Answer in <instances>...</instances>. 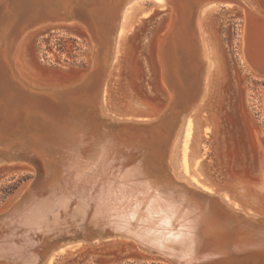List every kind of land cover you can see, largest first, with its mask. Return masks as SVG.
Returning a JSON list of instances; mask_svg holds the SVG:
<instances>
[{
    "label": "bare ground",
    "instance_id": "bare-ground-1",
    "mask_svg": "<svg viewBox=\"0 0 264 264\" xmlns=\"http://www.w3.org/2000/svg\"><path fill=\"white\" fill-rule=\"evenodd\" d=\"M165 1L170 21L156 38L155 54L168 103L156 116L120 110L119 116L147 118L120 121L104 112L122 31L132 25L129 12L115 29L122 0H0V163L26 162L36 175L0 216V264H50V254L64 244L106 236L130 238L137 250L139 243L168 257L142 252L145 261L264 264V213L229 203L209 189L187 193L173 178L166 179L167 173L161 175L158 154L165 149L160 143L165 142L161 128L167 130L166 111L181 110L182 119L212 86L204 55L212 47L208 36L203 40L198 32V18L211 4L234 0ZM155 3L162 5L160 0ZM49 18L75 21L87 33L89 67L69 87L35 86L12 60L19 31ZM244 18L245 61L264 73V20L248 9ZM191 128L189 115L183 150ZM181 159L185 166V153ZM94 228L97 234L89 235Z\"/></svg>",
    "mask_w": 264,
    "mask_h": 264
},
{
    "label": "rangeland",
    "instance_id": "rangeland-1",
    "mask_svg": "<svg viewBox=\"0 0 264 264\" xmlns=\"http://www.w3.org/2000/svg\"><path fill=\"white\" fill-rule=\"evenodd\" d=\"M155 1L159 0H122L115 29L119 30L129 12L132 25L122 31L123 45L111 77L109 109L104 114L113 119L145 121V117H124L118 113L128 109L156 116L168 103L167 85L161 81L155 48L157 36L168 26L171 10L165 0H160L161 7ZM209 7L198 18V32L203 40L208 36L211 43L212 49L206 47L204 55L212 86L182 119L181 110L166 111L167 130L161 128L165 142L160 143L165 148L160 153L163 157L153 152L150 155H159L161 175L168 174L165 178L171 181L173 178L172 183L178 189L187 193L199 192L197 187L209 189L221 193L229 203L264 213V163L261 166L264 150L256 137L259 132L264 138V73L247 65L242 46L247 9L264 20V0L217 2ZM67 21H38L23 28L11 55L15 68L31 84L65 88L87 73V33L81 24ZM189 115L192 128L183 150ZM199 123L208 127L201 128ZM182 153L186 154L185 166ZM33 169L22 161L0 163V216L22 197L26 185L35 180ZM233 193L240 199L236 200ZM33 237L38 240L36 235ZM59 248L50 254L53 255L50 264H169L157 259L142 260L144 253L124 236L95 237L91 241L68 242Z\"/></svg>",
    "mask_w": 264,
    "mask_h": 264
},
{
    "label": "water",
    "instance_id": "water-1",
    "mask_svg": "<svg viewBox=\"0 0 264 264\" xmlns=\"http://www.w3.org/2000/svg\"><path fill=\"white\" fill-rule=\"evenodd\" d=\"M53 19H54V18H49V21H50V22H54ZM32 25H35V24H29L28 26H32ZM20 32H21V31H19V35H20ZM19 35H18V36H19ZM18 36H16V39H14L15 41H17ZM15 41H14V42H15ZM2 92H4V90H2L1 87H0V95L3 94ZM263 163H264V159H263V162H262L261 166H263ZM209 210H210V209H209ZM95 232H97V229L94 228V229H92V230L90 231L89 235H91V234L93 235ZM95 234H97V233H95ZM110 235H113V234H110ZM130 240H132V239H130ZM132 241H133V240H132ZM136 246H137V248H138L141 252H145L146 254H149V255H152V256H154V255H156V256H160L161 258H164V259H167V258H168L166 255H163L162 253L158 252L156 249H148V248H146V247L140 245L139 243H138V245H136ZM142 260H143V259H142Z\"/></svg>",
    "mask_w": 264,
    "mask_h": 264
}]
</instances>
